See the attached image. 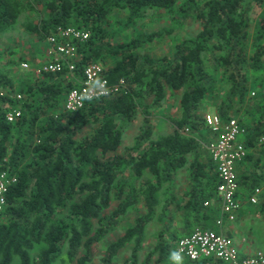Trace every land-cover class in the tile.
<instances>
[{"label": "trees", "instance_id": "16d2710c", "mask_svg": "<svg viewBox=\"0 0 264 264\" xmlns=\"http://www.w3.org/2000/svg\"><path fill=\"white\" fill-rule=\"evenodd\" d=\"M26 1L33 6L43 5L48 11L49 20L43 21L42 26H28L42 40L58 26H74L91 33L90 39L80 46L82 59L75 75L81 78L83 68L98 61L100 49L92 50L91 46L101 31L99 23L112 10H125L134 20L149 10H173L182 0ZM249 4V9L252 5L264 7V0H210L201 10L197 0H184L182 19L195 15L202 21V28L195 37L177 43L172 57L153 60L132 53L155 41L161 33L116 47H102L108 54L120 57L107 71V78L112 84L124 80L126 89L108 100L90 102L78 112L53 110L75 87L62 73L45 74L40 76L44 81H36L40 78L31 72L36 79L24 85L22 94L34 100L21 106L23 114L15 122H8L6 114L11 105L19 103L0 93V172L9 171L17 178L6 195V207L0 212V264H92L93 246L101 243L137 203L133 182L119 183L127 171L133 174V180H141L146 173L151 176L139 189L146 214L107 247L102 264H116L118 254L131 244L134 249L128 263L138 264L146 229L157 216L158 193L172 183L175 173L187 168L191 186L184 194L183 206L180 203L173 212L167 201L162 207L170 224L166 221L157 245L146 257V263L153 257L157 264L177 263L174 253L178 242L191 233L180 237L178 232L170 233L171 225L180 220L188 222L190 217L199 219L200 211L206 212L207 219L216 212L213 206H206L217 199L219 181L210 154H202L206 136L212 130L200 113L201 106L222 76L231 88L218 115L223 123L228 122L232 119L229 109L233 108L229 102L237 98L241 104L257 82L264 83L263 78H249L252 70H264V17L255 34L253 47L257 49L250 56V16L245 11ZM24 9L22 0H0V33L15 26ZM7 85L1 74L0 90ZM7 87L14 88L13 84ZM167 89L181 92L182 114L172 121L173 133L153 139V127L146 117L135 144L126 155H117L123 139L121 123L132 120L147 97H154V104L159 105L166 98ZM254 99L248 96L247 104L254 107L243 112L247 121L245 117H235L244 130L242 141L247 148H255L260 137H264V104ZM251 122H255L254 129ZM88 123L98 125L95 133L78 140L77 134ZM250 158L251 154L244 161ZM260 181L254 175V183L248 187L252 189ZM114 200L119 201L117 209L112 216H104ZM261 211L264 213V202ZM184 229L189 230V226ZM211 261L202 260L200 264H213ZM198 263L185 260L179 264Z\"/></svg>", "mask_w": 264, "mask_h": 264}, {"label": "rangeland", "instance_id": "374dc122", "mask_svg": "<svg viewBox=\"0 0 264 264\" xmlns=\"http://www.w3.org/2000/svg\"><path fill=\"white\" fill-rule=\"evenodd\" d=\"M183 1L184 0H182L173 10H149L134 20L130 19L128 12L125 10H112L108 16L99 23L101 31L99 36L95 39L94 44L91 46L92 50L97 51V49H100L97 63L101 64L107 71L111 70L115 66L117 59L120 57L118 55L108 54L105 50H102V47H116L121 44L130 43L134 39L147 37L153 33H161V35L152 43H147L132 53L140 57H149L153 60H160L164 57H172L177 43L184 39L195 37L202 28V21L195 17V15L185 20L182 19L181 6L183 5ZM208 1L210 0H197L198 9H204L205 4ZM22 2L25 9L23 10L17 24L10 27L5 32L0 33V75L2 74L6 78V82L9 84L7 86L13 84L14 87L10 88L6 86L7 88H2L0 93L6 96L7 99L19 103L18 106L11 105L10 111L20 110L23 114L21 106L26 105L28 102L31 104L34 97L24 96L22 94V90L24 85L32 83L36 79L34 76H31L32 73L34 74L31 68L47 61L46 52L49 48L47 39H40L35 32L28 30V26H42L43 21L47 22L49 19L48 11H45V7L43 5L33 6L28 4L26 0H22ZM249 8L250 4L245 9V11L249 12L250 16L248 29L249 38L247 43L249 45V51L251 52L249 55L253 56L255 50L257 49L256 47H253L255 46V34L260 20L264 17V7L252 5V9ZM166 31H171V33ZM81 51L80 53L82 59ZM23 63H27L31 67L25 69L22 67ZM251 76L260 77L264 80V70H252L251 74H249V78ZM37 77L40 79L36 81H44L45 79L40 76ZM218 79L220 82L217 83L215 91L213 94H209L207 96L204 100L203 106H201L200 113L203 117L206 114H218L221 102H224L223 99L228 96V90H230L231 86L227 84V80L222 76ZM248 83L250 87L251 81L249 80ZM17 95H21L22 98L18 99ZM247 95L255 98V102H262L264 104V83L262 84L257 82L256 87L254 89L251 88ZM180 96L181 92H172L167 89L166 98L160 102L159 105L154 104V97H147L142 107L136 112L134 118L130 121L121 123L123 139L122 145L116 154L126 155L127 149L135 144L136 137L141 134L144 128L146 117H149L153 127V139L163 135L172 134L175 129L172 121L179 119L182 114L179 103ZM248 96L244 97L241 104H239V100L237 98L232 101V103L229 102V104L233 106V108L229 109L232 119L242 116L243 118L245 117V121H247V117L246 115L243 116V112L248 108L254 107L253 105L247 104L249 101ZM50 109L52 108L50 107ZM53 110L58 113L65 112L63 103L58 107H54ZM147 111L149 112V115L146 114ZM97 127V124L88 123L81 129L76 138L78 140H83L92 136ZM250 127L254 129L255 122H251ZM204 133L206 134V131H204ZM215 138L216 135L211 133L207 134V141L204 142L203 156H207L205 146L211 139ZM260 147L262 149L264 148L263 146ZM260 147L256 146L255 149ZM253 159L254 158H252L250 162L253 163ZM257 162L261 164L262 157L261 161L257 160ZM259 168H261V166H259ZM185 169L175 173L172 183L164 185L162 191L158 193L160 205L157 209V216L146 229L145 241L141 251L139 252L138 264H157L156 257L151 258L149 261L147 260V263L146 257H148V253L151 252L157 245V242L159 241L158 234L164 229L166 221L169 223L167 219L168 217L166 213H163L162 207L168 201L169 210L174 212L177 205H179L178 201H181V199L182 203L185 201L184 194L191 186L190 173L188 169ZM132 176L133 174L130 171H127L125 175L119 178V183L125 181L133 182L137 193V203L128 210L127 215L120 219L119 224L111 233H109L108 236L104 238L101 243L93 246L92 264H102L106 255L107 247L123 236L130 227H133L138 217L146 214V206L142 197L139 195V189L144 181L151 179V176L149 173H146L141 180H133ZM260 178V183L264 184V170L261 171ZM118 205L119 201L114 200L112 206L104 212V216H112L113 211L117 209ZM169 210L168 213L170 212ZM244 213H246V216H240V221L238 223L247 219L245 222L242 221L244 225H247V232L244 234V238L247 240L251 238V234H258L259 230H263L264 219H261L259 216H264V213L261 211V207L259 208L256 205H251L250 203L242 206V215H244ZM236 223L237 222H235L234 225ZM225 224L224 225L227 226L229 223ZM172 226L173 229L170 233L178 232L180 237L185 235L186 229L182 228L180 225L175 226V224H172L171 228ZM133 249L134 245L131 244L121 250L116 257V264H130L128 262L132 257ZM261 249H264V246Z\"/></svg>", "mask_w": 264, "mask_h": 264}, {"label": "built area", "instance_id": "2783aa9c", "mask_svg": "<svg viewBox=\"0 0 264 264\" xmlns=\"http://www.w3.org/2000/svg\"><path fill=\"white\" fill-rule=\"evenodd\" d=\"M89 31L74 26H58L47 37L49 48L46 52L47 61L32 67L34 74H75L77 65L81 60L80 46L90 39ZM25 69L31 66L23 63ZM126 82L120 80L112 84L107 78V70L99 63H89L83 68L82 82L78 87L72 88L66 96L64 111L75 113L82 110L86 104L94 101L108 100L117 96L126 89ZM21 99V95H17ZM22 116L20 110H13L6 114L8 122H15ZM206 125L211 128L215 139L210 140L206 149L215 166L219 184L217 198L221 202V215L217 220L219 226L225 221L235 222L236 214L241 208L238 199L239 183L236 168L249 154L246 144L241 140L244 130L237 119L223 123L218 114H206ZM240 137V138H239ZM260 146L264 145V137L258 140ZM17 183L16 176L9 171L0 172V212L6 204L9 188ZM264 195V185L254 189L249 202L257 205ZM209 203H206V206ZM177 263L185 260L199 262L202 260H217L223 264H264V250H259L248 257H241L234 240L222 232L211 229L198 228L190 235L182 237L174 253Z\"/></svg>", "mask_w": 264, "mask_h": 264}, {"label": "crops", "instance_id": "0c3cea01", "mask_svg": "<svg viewBox=\"0 0 264 264\" xmlns=\"http://www.w3.org/2000/svg\"><path fill=\"white\" fill-rule=\"evenodd\" d=\"M41 64H43V63H41ZM62 77L65 78L69 83H71L75 87H78L79 84H81V82H82V77L78 78L75 74H72V73H63ZM66 96L67 95H65V99H66ZM65 99L63 101V108H64ZM241 140H242V136H241ZM257 147H260V145L258 144ZM205 148H206V146H205ZM263 149L261 147L258 149L251 148V147L248 148V150H249L248 155L251 154L250 159L252 160V158H254L253 159L254 162L252 163L250 161H244L243 163H239L237 165L236 174H237V179L239 176L238 180H240V183H239L240 191L238 194V199H239V202L241 203V208L237 214V219L235 221L237 223L235 225H234L235 222L230 223L228 221H225V223H229L227 226H225L226 225L225 223H224L225 225H223V226H219L217 224V220L219 219V217L221 215V202L217 198L218 200L215 199L209 203V205L213 206L215 208V211H216L214 213V215L209 216V219L205 218L206 212L200 211L199 215H198L199 219H196L197 217L195 219H194V217H190L188 222L180 220L179 224H175V226L180 225L182 228H185V226H189V230L186 229V232H185L186 235L194 232L197 228H205V229H211V230L216 229L217 232H222L234 240L241 257H248L250 255H253L254 253H256L259 250H264V249H261L264 246V242H263V240H264V238H263L264 228H263V230H259L258 234H255V233L251 234V238L246 240L244 238V234H245V232H247V225H244L243 222L247 221V219H244V220H242L243 222L241 221L240 223H238L240 221V216H244V217L246 216V213H244V215H242V206L250 203L249 198L252 195V193L256 187L264 185V184L259 183V185L257 184L252 189L248 187V184L253 185L254 175H255V177H260L261 171L264 170V155H262ZM207 154L209 155L208 151H207ZM255 155H256V157H255ZM261 157H262V163L259 164L257 162V160L261 161ZM258 165L262 166V168H259ZM185 170H187V169H185ZM240 175L243 177V179L242 178L240 179ZM263 202H264V195L260 197L259 202L256 206H258L260 208ZM178 203L179 204L182 203V199H181V201H178ZM251 205H253V204H251ZM182 206H183V203H182ZM176 209L177 208H175V210ZM244 209H245V207H244ZM179 217L181 218V215ZM179 217H178V219H180ZM259 217L261 219H264V216H262V215ZM216 230H214V231H216ZM240 237H241V239H240ZM211 262L213 264H218L217 260H212ZM200 263H202V262L199 261L198 264H200ZM220 264H221V262H220Z\"/></svg>", "mask_w": 264, "mask_h": 264}]
</instances>
